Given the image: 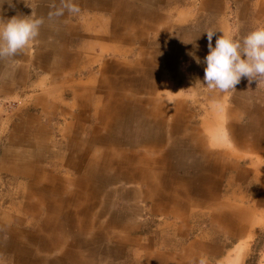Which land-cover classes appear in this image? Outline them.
<instances>
[{"label": "rangeland", "instance_id": "1", "mask_svg": "<svg viewBox=\"0 0 264 264\" xmlns=\"http://www.w3.org/2000/svg\"><path fill=\"white\" fill-rule=\"evenodd\" d=\"M162 1L167 0H153L152 4L151 0H112V5L105 8H109L110 12L111 9L117 11L118 8H122L125 15L121 17L117 28H120L119 33L123 40H115L108 35L102 39L106 45L100 46L92 44L88 46L85 45V41L80 40L79 45L73 46V55H76L73 66L71 65L68 70L64 69L60 74L52 69L54 63L51 61L56 56H51V50L48 48H42L43 51L49 52L48 58L51 56L48 64H43L40 68L38 63L28 60L34 42L30 44L15 57L17 61L14 64L8 63L2 73V79L0 76V128L4 127L6 130L8 127L9 134L6 136H10L13 127H24L23 123L29 116H34L35 119L41 116L40 124L47 128L45 139L47 144L42 148L41 141L40 145L36 144L35 150L21 149L19 150L22 151L21 155L17 158L26 157V161L34 159L41 167L43 177L41 183L37 184L48 185L51 181L50 173L53 176L66 173L64 165L70 154L69 139L77 136L78 142H82V147L92 136L91 125L95 122L93 116L87 115L85 123L88 127L83 131L75 130L71 126L75 120L72 118L64 120L60 112L66 108L70 109L75 102L74 91L77 90V86H98L102 77H116V69L132 68L131 75L139 79L137 84L153 85L154 89L144 90L141 86L140 89H131L132 91L128 92L127 89L122 90V93L129 94L136 90L132 103L146 98L151 93L154 98H161L154 99L152 101L154 105L147 106L154 117L163 115L162 112L155 114L159 107L169 109L170 115L164 114L163 120H160L163 125L151 131L144 125L145 118L140 115L134 116L133 129L127 128L128 120L120 121L118 127L121 129L112 130L109 136H121L122 146L125 148L116 151L123 154L122 161L134 149L142 152L143 147H154L158 155H163L164 147L166 145L170 147L171 141L184 139L189 142L193 135L202 136L206 139V148L229 154L230 165L226 169L222 170L224 162H217V156L210 165L211 168L212 164L214 168V164L221 166L219 174L215 172L219 180L223 179L221 181L224 186L226 185V189L231 180H235L233 182L240 180L242 175L239 173L246 169L252 171L249 176L242 177V182L233 183L231 189L225 191L221 197L229 203L226 204L227 209L223 208L221 212L228 214L237 212L238 209L244 210V216H248L246 220L248 232L238 239L227 237L220 222L213 224V215L218 212L213 214L209 209H205L195 196H185L184 193L180 195L178 192L170 194L171 197L175 196L170 199L174 200L173 202L179 199V203L187 204V220L182 223L171 212L175 210L176 205L169 207L170 213L155 210L152 204L154 198L145 197L147 192L144 193L139 186L134 188L136 196L129 199L130 201L123 197L119 198L117 191H123L121 184L110 189L106 185L105 191L100 192L101 195L102 193L105 195L104 197L90 200V204L93 203L96 208L90 211V224L87 229L81 231V225L79 226L76 220L67 225L57 223L55 220L49 222L46 218L51 210L41 207L28 195L29 190L32 191L35 186L29 180L30 177L10 173L14 167L13 158L11 157L10 162L6 164H3L0 158V264H35L33 261L37 262L36 264H81L82 260L83 264H132L134 260L138 261L137 264H145L149 256L138 248L132 254L129 251L125 252L126 255L114 252L117 246L113 245L119 241V237L142 238L145 244L154 240L156 247L161 251L162 259L167 264L184 262L185 247L188 251L196 252L194 263L203 255L207 258L208 264H264V151H256L254 147L256 141L264 143V135L256 126L261 116L260 109H264V85L258 87V82H249L248 78L242 77L236 90L224 94L210 90L203 84L206 68L203 61L209 54V42L204 32L209 29L217 31L215 34L217 37L212 39L213 47L217 38L224 34L242 39L255 28L264 26V0H219L223 4L222 14L213 12V20L204 14L203 0H175L172 7L160 4ZM134 3L136 7L129 8V4ZM79 8L81 11L78 15H71L75 25L82 24L84 20L88 21L89 15L96 16L95 13L104 16L106 20L113 18L111 13L94 10L93 6ZM133 11L137 12V17L133 15ZM136 19L137 22L133 21ZM46 21L45 19L44 24ZM66 22H53L43 26V30L44 28L63 30ZM106 24L105 21L100 22L95 28L99 30ZM110 27L114 29L112 23L108 25L109 29ZM70 50L72 51V48ZM20 58L25 59L24 64V60L21 61ZM197 59L200 63H197ZM107 63H110L108 64L110 66L105 70ZM6 79L11 82L10 86L2 85ZM107 87L108 85L106 89ZM8 88L10 91L7 93ZM44 97L47 98L48 106L38 105L37 100ZM94 100L96 101L97 97ZM214 103H218L219 107H215ZM51 104L58 107L56 117L43 113L53 111L49 107ZM131 110L135 111V105L132 104ZM178 118L179 123L173 121ZM230 123L234 125L232 131L229 129ZM175 124L178 127H174ZM233 131L234 136H240V143L246 146H238L234 142L231 135ZM108 133L109 131L103 132V139ZM126 140L129 144H125ZM107 149L114 150L112 146ZM196 159L200 163L198 155ZM176 162L178 157L174 156L172 163ZM188 163L191 164L190 161ZM235 164L240 165L236 168ZM92 168L94 170L90 171L88 165L82 166L83 175H86L87 180L94 177L92 179L96 181L98 173L94 167ZM156 169L157 167H153L155 171L153 177L156 176ZM161 170L163 169L160 167L159 171ZM224 170L228 171L227 175L222 174ZM163 173L162 179L170 181L176 176L179 178L178 180L175 178L176 181H183L191 179L195 175V170L179 169L172 173L170 170L167 172L165 166ZM105 176L106 179H111L108 174ZM97 184L94 185L95 189ZM175 187L180 188V183L173 184L171 190H175ZM139 192L144 197H141ZM56 199L52 195L47 200L55 202ZM157 200L159 199H155ZM83 201V198L77 197L73 203L74 208ZM126 202L130 209L127 208ZM29 204H36L35 209L29 211L27 209ZM124 207L129 209L127 211L133 216L132 220L124 218L122 212ZM32 212L37 214L35 219ZM128 212H125V215ZM114 215L117 217L114 218ZM9 229L15 233L14 244L9 238ZM52 241L54 250L50 252L46 246ZM87 242L89 244L85 246ZM101 242H105V245ZM21 243H25L26 252L20 250L18 245ZM19 252L24 255H19ZM240 254L242 258L238 260ZM111 259L120 261L115 262Z\"/></svg>", "mask_w": 264, "mask_h": 264}, {"label": "crops", "instance_id": "2", "mask_svg": "<svg viewBox=\"0 0 264 264\" xmlns=\"http://www.w3.org/2000/svg\"><path fill=\"white\" fill-rule=\"evenodd\" d=\"M175 0H167L162 1L160 4H168L170 7L173 6ZM203 8L205 10L204 14L209 15L213 20V12L221 13L223 4L219 0H203ZM74 2L78 6H93L94 10L104 11L106 14L111 13L113 18H106L104 16H100L99 13H95L96 16L89 15L88 21L84 20L82 24L75 25V21L71 18L67 12H65L64 16L60 18H56L53 20H49V12L54 11L53 5L57 7L60 4V0H0V19L8 20L15 16H31L34 14L36 18H44L46 19V23L41 26L40 35L34 41V47L31 48V52L29 53L30 61L36 62L39 64V67L43 64H48L50 61L48 59L51 56L55 55L56 58L51 61L52 69H54L55 73H62L64 69H69V67L74 63V59L76 55H73V46H77L80 43V40L85 41V45L92 44L93 46L106 45V42L102 39H105L108 35L112 39L123 40L121 34L119 33V29L117 28L120 23L121 17L123 14L122 8H118L117 11L115 9L109 8V5H112V0H74ZM153 0H151V4ZM134 4H129V8L136 7ZM35 7V9H34ZM105 8V9H104ZM93 9V8H92ZM32 10V11H31ZM43 10L46 11V15H44ZM31 11V13H30ZM129 11V10H128ZM113 12V13H112ZM133 15L137 17V12L133 11ZM30 13V14H27ZM92 14V13H89ZM130 16V15H129ZM199 19H196V21ZM66 22L63 30H53V29H45L43 30V26H47L52 24L53 22ZM107 22L101 29L97 30L95 27L100 22ZM137 22L136 20H133ZM89 22V24L87 23ZM112 23L114 25V29L112 30L108 28V25ZM207 36V35H206ZM217 37V35L213 36ZM92 40L94 42H91ZM95 43V44H93ZM116 43V42H115ZM111 45V44H109ZM48 48L51 50V56L48 58V53L42 50V48ZM72 48V51L70 50ZM70 52H72L70 54ZM25 53V51H24ZM43 53L45 55H43ZM15 62L17 61L16 58ZM25 63V59L20 58ZM48 60V61H47ZM14 62V63H15ZM14 64L11 61H0V76L2 79V73L7 68V65ZM108 64L105 65V70H108ZM12 68V66H11ZM132 68L126 69H116L115 76L113 78L102 77V80L99 82L98 86H77V90L74 91V100L75 102L70 106V109L66 108L65 110H61L62 118L64 120L72 118L75 120L74 125H71L75 128V130H86L88 124H86L87 115L93 116L95 122L92 123V136L91 139L84 143V146L81 147L82 142H78L77 136H73L69 139V156L67 158V163L64 165L66 169V173L61 176H57L53 174H49V178L51 179L48 185L41 186L42 181V173L41 167L36 164L35 160H27L26 157L23 159H18L21 155V149H36V144L40 145L42 141L41 147L47 144L45 143V139L47 137V128L44 125L40 124L41 116L35 117L29 116L24 121L23 126H14L13 133L11 132L10 136H6L9 134L7 129L4 127L0 128V158L2 159V163L6 164L10 162L11 157L14 160L13 168H11L10 173L15 175H26L29 176V180L34 183V189L32 191L29 190L28 195L37 203L41 205V207L49 208V213L47 214L46 221L51 222L55 220L57 223L64 224H72L73 220L79 222L80 230L83 231L84 228L87 229L90 224V211L95 209V205L90 204V200L92 198H101L105 195L100 194L101 190L105 191L106 185L110 189L111 187H116L121 184V188L123 191H117L118 197L122 199L126 198L128 201L133 196H136L134 189L136 186L141 188L145 193V197L154 198L153 206L155 210H159L165 213H170L169 207H175L174 211H171L177 219H179L182 223L186 222L187 215V204L179 203V199L170 200L174 198L173 195L171 197L170 194L173 192H178V194H186L185 196H195L201 201V206L205 207V209H209L213 214V224L216 222H220L223 225L226 236L230 238H241L248 232V216H244V210L238 209L237 212H231L225 214V212H221L223 208H226V204H229L227 201L222 200L221 197L224 196V192L231 189V185L233 183L242 182V177L249 176L252 173L251 169H246L242 173L240 180L238 182H233L235 180H231L229 186H224L221 180L216 176L217 171L219 174L220 167L218 164H214L215 168L210 167L213 162V158L217 156V162L221 161L222 170L228 167L229 164V154L214 152L211 149L206 148V139L202 136L199 137L197 135H193L190 141H186L182 139L181 141H171L170 147L166 145L163 149V155H158L154 147H143L141 150L134 149L130 155H127V158L122 161L123 154L116 151L118 149L125 148L122 146V138L119 135L109 136L110 132L113 130H119L121 128L118 127V124L122 120H128L127 128L133 129V120L135 121L134 116L140 115L145 118L144 125H147L148 130H152L157 126L160 127L163 124L160 120H163V115H170L169 109L157 108L156 113H161L163 115H154L151 111L148 110L147 106L153 104L154 96L148 94L146 98H142L141 100H136L135 103H132L134 99V90L131 93H127L131 89H140L142 84H137L136 82L139 80L136 77L131 75ZM77 70H74V72ZM73 72V78L74 76ZM120 73V75L118 74ZM1 83V80H0ZM10 86L11 82L6 79L2 82ZM112 83V84H111ZM106 85H108L106 89ZM154 89L153 85H144L142 89ZM127 92L122 93V90ZM10 89H7V93ZM132 91V90H131ZM148 92V91H147ZM129 96V97H128ZM97 97L95 101L94 98ZM243 97V96H242ZM38 105L48 106L47 98H39L37 100ZM132 104L135 105V111H132ZM154 105V104H153ZM53 111L43 112L51 115V117L57 116L58 107L55 104L49 105ZM53 107V108H52ZM156 108V107H155ZM260 109V108H259ZM55 110V111H54ZM261 116H259L258 124L256 125L264 135V109H260ZM257 111H254V113ZM257 115V114H256ZM256 115H253L255 117ZM179 123V118L177 120L173 119ZM51 122V121H50ZM229 129L232 131L234 127L233 123H230ZM174 127H178L176 124ZM184 127L187 128V125ZM102 129V131H100ZM183 129V128H182ZM189 128H187L188 130ZM181 130V129H178ZM109 131L108 135L103 139V132ZM233 140L235 143L241 146H246L244 143H240L241 138L239 135L234 136V131L231 132ZM33 141V142H32ZM91 146H88L90 145ZM125 144H129V141L126 140ZM114 150L108 151L107 147H111ZM262 146V148L260 147ZM39 147V146H38ZM92 147V148H91ZM256 151H264V143L260 144L258 141L255 142L254 145ZM157 148V147H156ZM34 149V150H35ZM92 149V150H91ZM94 149V150H93ZM159 149V148H158ZM39 150V148H38ZM251 151V149H250ZM161 152V149L160 151ZM148 153V154H147ZM200 157V163L197 162L196 156ZM174 156L178 157V162L172 163V159ZM22 160V162H21ZM190 161L191 164L188 163ZM212 161V162H211ZM88 165V170L97 171L96 182L95 179L89 178L86 179V175H83L82 166ZM190 167H188V166ZM240 164H235L236 168L239 167ZM166 166L167 172L169 170L173 173H176L179 169H187L191 168L195 170V175L191 179H185L183 181H176L175 178L172 180L162 179L163 178V170ZM153 167L156 168V176L153 177L155 171ZM160 167L163 169L159 171ZM97 168V170H96ZM17 169V170H16ZM228 169V168H227ZM4 173V172H3ZM228 173V171L224 170L222 174ZM105 174H108L111 179H106ZM176 175V174H174ZM62 177V179H61ZM161 179V180H160ZM179 178H177L178 180ZM45 181H47L45 179ZM154 181V182H153ZM180 183V188H176L175 190H171V186L173 184ZM98 183V184H97ZM139 183V185H136ZM96 189L94 185H96ZM222 186V187H221ZM136 187V188H137ZM125 189H128L125 191ZM149 192L151 195H149ZM138 193V192H137ZM141 194V197L144 195ZM148 194V195H146ZM177 194V193H175ZM57 198L55 202H51L49 199L50 196ZM77 197L83 198V203H79L74 208V201H76ZM155 199H159L155 201ZM129 200V201H130ZM170 200V201H169ZM85 202V203H84ZM127 203V208H131ZM27 208L29 211L35 209L36 204H29ZM200 206V207H201ZM106 208V207H105ZM104 208V209H105ZM126 207H124L123 215L125 219H133V216L129 214ZM229 208V205H228ZM125 212L127 215H125ZM119 214V211H118ZM33 218L37 217L34 212H32ZM117 215H114V218ZM120 217V216H118ZM247 217V219H246ZM123 218V217H122ZM131 219V220H132ZM218 224V223H217ZM48 225V224H46ZM140 228V227H139ZM121 229V228H120ZM40 231V230H39ZM9 238L13 242L16 243L15 233L9 229ZM32 236V235H31ZM26 237H30V235H26ZM144 239L140 238H126L119 237V241L115 242L113 246H117V250L115 248L114 252L117 251L119 255H126L125 252L129 251L130 254L134 253L135 249H140V251L147 254L149 259L146 260L145 264H167L165 260L162 259L161 251L156 247L154 240L148 241L146 244L143 242ZM105 241V240H104ZM75 242V241H74ZM99 242V241H97ZM53 241L46 246V249L54 250ZM105 245V242H101ZM48 244V242L46 243ZM78 244V243H77ZM89 244L87 242L85 246ZM144 244V245H143ZM99 245V244H98ZM20 250L26 252L25 243H21L18 245ZM18 246L16 249H18ZM52 247V248H51ZM96 251V250H95ZM185 256L184 262H180L181 264H196L193 260L196 258L195 251H188L185 247L183 249ZM124 252V253H123ZM19 255H24L22 252L18 253ZM115 262L120 261V259H111ZM20 261V260H19ZM26 260H24L25 262ZM84 260H82L81 264H83ZM113 262V261H112ZM230 261H228L229 263ZM33 263H37L33 261ZM138 261L134 260L132 264H137ZM131 264V263H129Z\"/></svg>", "mask_w": 264, "mask_h": 264}, {"label": "clouds", "instance_id": "3", "mask_svg": "<svg viewBox=\"0 0 264 264\" xmlns=\"http://www.w3.org/2000/svg\"><path fill=\"white\" fill-rule=\"evenodd\" d=\"M53 8L49 20L60 18L65 12L78 15L81 11L74 0H60L59 6L53 5ZM43 24L44 18H36L34 14L0 19V61L14 63V58L39 37ZM216 32L212 29L204 32L209 42V54L203 61L206 64L204 86L227 94L236 90L242 77L248 78L249 82H258V87L264 85V26L255 28L242 39L224 34L217 38L213 47ZM197 63H200L198 59ZM214 106L219 107V104L214 103ZM196 264H208V260L202 255Z\"/></svg>", "mask_w": 264, "mask_h": 264}, {"label": "bare ground", "instance_id": "4", "mask_svg": "<svg viewBox=\"0 0 264 264\" xmlns=\"http://www.w3.org/2000/svg\"><path fill=\"white\" fill-rule=\"evenodd\" d=\"M241 253H242V252H241ZM241 256H242V255L240 254V257L238 258V260H240V258H242Z\"/></svg>", "mask_w": 264, "mask_h": 264}]
</instances>
